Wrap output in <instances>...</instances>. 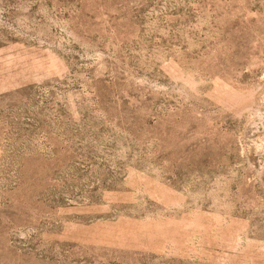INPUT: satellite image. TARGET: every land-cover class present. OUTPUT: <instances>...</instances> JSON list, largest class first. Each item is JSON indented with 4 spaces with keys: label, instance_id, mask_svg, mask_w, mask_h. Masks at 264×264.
I'll list each match as a JSON object with an SVG mask.
<instances>
[{
    "label": "rangeland",
    "instance_id": "rangeland-1",
    "mask_svg": "<svg viewBox=\"0 0 264 264\" xmlns=\"http://www.w3.org/2000/svg\"><path fill=\"white\" fill-rule=\"evenodd\" d=\"M0 264H264V0H0Z\"/></svg>",
    "mask_w": 264,
    "mask_h": 264
}]
</instances>
